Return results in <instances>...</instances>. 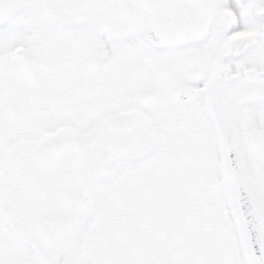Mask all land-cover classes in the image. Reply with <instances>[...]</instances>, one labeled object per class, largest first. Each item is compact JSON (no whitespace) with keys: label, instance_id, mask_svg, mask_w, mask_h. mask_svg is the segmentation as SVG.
<instances>
[{"label":"snow or ice","instance_id":"1","mask_svg":"<svg viewBox=\"0 0 264 264\" xmlns=\"http://www.w3.org/2000/svg\"><path fill=\"white\" fill-rule=\"evenodd\" d=\"M0 264H264V0H0Z\"/></svg>","mask_w":264,"mask_h":264}]
</instances>
